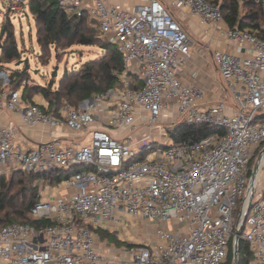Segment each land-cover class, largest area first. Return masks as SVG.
<instances>
[{
    "label": "built area",
    "instance_id": "built-area-1",
    "mask_svg": "<svg viewBox=\"0 0 264 264\" xmlns=\"http://www.w3.org/2000/svg\"><path fill=\"white\" fill-rule=\"evenodd\" d=\"M56 1L95 22L124 70L119 88L56 113L33 103L22 107L23 87L0 94V108L50 135L23 150L16 128L0 127V176L69 174L54 188L36 182L39 199L29 215L38 226L0 228V264H223L237 231L252 254L250 264H264V153L245 215L253 156L264 150V40L228 28L219 7L205 0H137L131 8L108 0ZM254 1L264 7V0ZM20 2L13 0L8 10ZM173 9L198 16L234 48L212 56L234 113L227 114L224 101L206 105L203 88L182 80L190 40ZM128 74L143 86L131 89ZM0 79L8 83L4 73ZM180 123L223 133L173 145L168 130ZM62 128L80 142L55 137ZM59 186L64 196H55ZM135 220L156 225L153 237L136 241ZM99 231L115 233L121 246L100 240Z\"/></svg>",
    "mask_w": 264,
    "mask_h": 264
},
{
    "label": "trees",
    "instance_id": "trees-1",
    "mask_svg": "<svg viewBox=\"0 0 264 264\" xmlns=\"http://www.w3.org/2000/svg\"><path fill=\"white\" fill-rule=\"evenodd\" d=\"M212 6L219 7L222 18L228 28L239 29L264 40V7L254 0H205ZM27 12L31 14L36 28V42L40 53L48 54L53 48L56 57L60 52L72 46L96 47L102 50L103 55L95 60L84 63L80 69L66 72L59 80L57 89H53V83L46 87L34 85L22 88V99L31 101L35 95H41L49 104V111L56 113L59 108H77L79 103L88 99L94 93L107 92L113 88H119L118 74L124 70V63L115 47L101 40L95 31L89 27L92 23L99 32L95 22L86 14L78 16L75 11L67 12L59 7L56 0H27ZM100 34V32H99ZM101 35V34H100ZM20 60L17 41L13 31V25L8 17L0 26V67ZM11 70V69H9ZM27 71L11 70L8 75V83L4 85L9 92L16 91L21 83L28 77ZM131 89L141 88L143 84L136 76H127ZM264 119V114L261 115ZM173 145L184 141H200L210 135L222 134L223 129L215 126H192L180 123L168 130ZM259 148L253 156L252 164L259 154ZM75 172L82 168L74 169ZM24 180L5 182L4 176H0V228L11 223H28L38 226L39 223L30 215V210L39 199V192L32 186L38 180L57 185L61 179L69 176L68 173L52 171L51 173L32 174L19 171ZM59 174V175H57ZM16 177L12 174L11 178ZM242 200L238 201L234 211L237 219ZM45 224V223H42ZM100 239H107L111 243L121 244L115 233L104 231L97 232ZM239 264H250L252 254L248 244L239 240ZM233 252L231 242L223 264H232Z\"/></svg>",
    "mask_w": 264,
    "mask_h": 264
},
{
    "label": "crops",
    "instance_id": "crops-1",
    "mask_svg": "<svg viewBox=\"0 0 264 264\" xmlns=\"http://www.w3.org/2000/svg\"><path fill=\"white\" fill-rule=\"evenodd\" d=\"M112 4H120L124 8H131L137 0H108ZM173 11V10H172ZM174 18L187 33L190 40L191 59L182 69V80L187 84L199 85L205 91L206 105L224 101L228 110L227 114L234 113L233 102L222 90V80L213 63V53L217 50L234 53V48L229 45L211 25L205 24L198 16L188 10L173 11ZM6 74V73H5ZM4 79L0 80V94L9 92L5 88ZM33 103L49 108L48 102L41 96L35 95L31 101L22 99V107ZM13 126L16 128L15 142L17 147L28 150L50 140L49 130L44 127L27 128L22 123L20 113L8 112L0 108V127ZM55 137L63 138L67 142L77 144L80 139L74 138L65 128L55 130ZM82 143V142H81ZM56 185L50 186L54 188ZM64 196L65 192L59 186L55 196ZM136 241H140L136 239Z\"/></svg>",
    "mask_w": 264,
    "mask_h": 264
},
{
    "label": "rangeland",
    "instance_id": "rangeland-1",
    "mask_svg": "<svg viewBox=\"0 0 264 264\" xmlns=\"http://www.w3.org/2000/svg\"><path fill=\"white\" fill-rule=\"evenodd\" d=\"M12 2L13 0H0V26L8 17L13 25L14 35L20 52L19 61L0 67V72L4 74L6 73L5 75L7 76V79L11 70L18 69L24 71V63L27 61L29 66L27 72L29 75L27 79L21 83V87H31L34 85H42L46 87L48 84L53 83L52 88L57 89L59 86V80L62 78L64 73L78 70L84 63L90 60H95L103 55L102 50L96 47L81 46H72L63 52H60L58 57H56L53 48L48 54L40 53L36 42V28L34 21L31 14L27 12L26 8L27 0H21V6L17 5L16 11L13 12L8 10V6L12 4ZM173 11L176 10L173 9ZM173 11L170 10L174 16ZM89 27L95 31L96 35H98L101 40H104L92 23L89 24ZM19 62L20 65H17ZM54 73H56L55 77L53 76ZM65 105L66 104H64V106ZM18 172L19 171H11L10 173L3 175L5 182L8 183L13 180L14 183H17L18 180H24L22 175L19 177ZM13 173L16 174V177L11 178ZM262 180H264V178ZM32 186L36 187L37 192H39V183H35ZM134 224L135 226L133 227V231L136 233V239L139 240L146 237H153L152 235L157 227L153 224L148 225L142 220H135ZM129 227L130 226H128V228ZM122 233L123 230H119L118 236H122ZM99 245L102 246L101 243H99ZM111 246L119 248L121 245L114 243Z\"/></svg>",
    "mask_w": 264,
    "mask_h": 264
},
{
    "label": "water",
    "instance_id": "water-1",
    "mask_svg": "<svg viewBox=\"0 0 264 264\" xmlns=\"http://www.w3.org/2000/svg\"><path fill=\"white\" fill-rule=\"evenodd\" d=\"M17 65H20V62ZM24 65H25L24 71H27L29 69L28 62L25 61ZM53 76L55 77L56 73H54ZM259 118H261V116ZM263 153H264V150H262L258 154V156L256 158V161H255V163L253 165V169H252L250 178H249L247 210L245 212V215L247 214L248 210L250 209V200H251L252 186H253V183H254L256 172H257L258 167H259L260 160L263 157ZM239 237H240V231H237L236 232V236H235V238L232 241V252H233V262H232V264H239V252H238L239 251Z\"/></svg>",
    "mask_w": 264,
    "mask_h": 264
}]
</instances>
